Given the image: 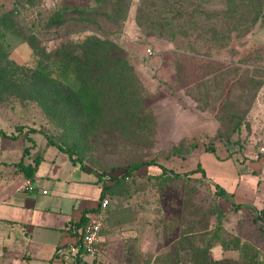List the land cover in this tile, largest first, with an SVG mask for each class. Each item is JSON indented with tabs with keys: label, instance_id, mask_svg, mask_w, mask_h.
<instances>
[{
	"label": "rangeland",
	"instance_id": "rangeland-1",
	"mask_svg": "<svg viewBox=\"0 0 264 264\" xmlns=\"http://www.w3.org/2000/svg\"><path fill=\"white\" fill-rule=\"evenodd\" d=\"M258 3L262 13L251 25ZM241 7L248 32L235 28L225 0H0V17L14 30L0 39V65L34 69L28 37L53 59L62 44L96 35L133 69L126 83L113 76L97 86L98 109L71 90L56 85L61 97L38 82L7 81L6 73L0 125L40 129L74 149L89 171L111 177L151 159L184 174L198 159L210 163L208 146L247 167L264 157V0ZM55 12L62 22L51 20ZM35 138L41 148L45 138ZM18 150L5 157L18 160ZM159 174L143 166L107 193L94 263L196 264L206 245L213 260L264 264V219L254 210L233 208L206 175ZM229 193L235 202L264 204V170L239 175Z\"/></svg>",
	"mask_w": 264,
	"mask_h": 264
},
{
	"label": "crops",
	"instance_id": "crops-1",
	"mask_svg": "<svg viewBox=\"0 0 264 264\" xmlns=\"http://www.w3.org/2000/svg\"><path fill=\"white\" fill-rule=\"evenodd\" d=\"M15 127L7 130L0 125L6 135H16L15 138L0 136V264H97L94 263L97 255L90 256L76 249L84 225L74 226L85 211L87 222L98 212L99 174L72 164L67 154L49 145L44 136L45 141L38 148L35 137L42 133H29L32 144L24 135L28 127L21 132ZM15 149L21 153L18 160L5 157ZM203 154H210V163L205 166L198 159L197 165L231 203L254 210L256 216L264 211L263 200L257 206L235 202L229 193L239 185V175L261 174L264 157L242 167L228 154L220 157L217 149L214 153L205 150ZM28 165L35 167L31 177L22 170ZM26 181L32 183L33 190L25 188Z\"/></svg>",
	"mask_w": 264,
	"mask_h": 264
},
{
	"label": "trees",
	"instance_id": "trees-1",
	"mask_svg": "<svg viewBox=\"0 0 264 264\" xmlns=\"http://www.w3.org/2000/svg\"><path fill=\"white\" fill-rule=\"evenodd\" d=\"M248 0H225L226 5V13H228L232 18L235 19L238 27L242 28L243 31L248 32L249 26L245 25V23H241L242 20H246L245 11L241 6L246 4ZM241 7V8H240ZM68 8H62V10H66ZM75 10V8H73ZM262 13L261 4L254 8L251 15V25H253L259 18ZM264 15V13H263ZM61 15L58 12H55L53 16H51V20L63 21L60 19ZM250 25V26H251ZM14 32L13 27L9 26L7 21L0 17V39H5L7 33ZM1 41V40H0ZM28 42L29 46L33 50V55L35 57L36 63L34 69H23L14 63L5 60V62L0 65V77L5 76L8 77L7 81L13 82H26L28 84L40 83L43 86L50 87L53 89V92L58 93L59 96L63 97L64 91H60L57 89V86L64 88L67 92L72 91L76 97L82 100L88 99L90 103V107L93 109H98V103L96 101V96L99 92L98 85L103 82H107L113 76H118L121 78L123 83H126L129 80V77L132 75V66L128 64V62L121 58L115 57L112 55L113 46L107 40H103L96 35H89L81 42H68L61 45L59 49L55 52L54 58L52 59L50 55L46 54L44 51H41L37 46L35 37H28L25 39ZM103 69L105 71L104 75H95V71ZM124 72L125 74L121 73ZM6 79V78H5ZM63 95H60V94ZM84 108L85 106L82 104L81 106ZM23 125H18L15 127L17 132H21L23 130ZM40 132L46 138L47 143L49 145L55 146L59 151L67 154L69 160L72 164H78L81 169H85L83 161L80 157L75 155L74 149L67 148L57 143L52 139V137L46 132L36 129L34 127H28L25 135L30 142L33 144V140L28 136L29 133ZM0 136H8L11 138H15L16 135H6L3 131L0 130ZM225 144H228L225 142ZM227 148L229 146L227 145ZM28 149H25L27 151ZM207 152L214 153L215 149L213 147H206ZM231 153L234 150H231ZM233 155V153L231 154ZM229 155L231 158L232 156ZM235 159V158H234ZM236 160V159H235ZM19 165L21 163H18ZM38 164V159L35 161V167ZM158 166L161 169V174L158 177H164L168 180L180 179L182 176H189L194 173H200L202 176H205L204 170L197 165L196 169L190 170L184 174L173 172L167 169L165 166L156 163L154 159L144 161V162H135L130 164L122 173L120 177H111L106 176L104 173L98 175V180L101 183V194L100 198L102 199L107 193H112L114 187L122 182L124 178L129 177L133 172L139 170L143 166ZM35 167H31L30 165L26 167H22V170L26 174L27 177H31L33 172L35 171ZM108 180L111 181L108 184ZM215 187L219 190L220 187L215 185ZM222 191V190H221ZM223 193V191H222ZM224 195V193H223ZM233 208L240 209L243 208V205H237L231 203ZM85 211L80 218V221L75 224L74 227H80L87 223V218L85 217ZM260 220L264 219L259 212L257 215ZM197 257L200 258L198 261L196 259V264H236L230 260L222 259V260H213L209 255L208 247L205 245L203 249L197 250ZM198 254L201 256H198ZM245 264H253V263H245Z\"/></svg>",
	"mask_w": 264,
	"mask_h": 264
},
{
	"label": "built area",
	"instance_id": "built-area-1",
	"mask_svg": "<svg viewBox=\"0 0 264 264\" xmlns=\"http://www.w3.org/2000/svg\"><path fill=\"white\" fill-rule=\"evenodd\" d=\"M148 53L150 54V50H148ZM24 186L29 190H33L34 188L30 181H26ZM109 201L108 196H104L100 200L95 218L87 222L82 228V232L75 245L76 249L90 256L98 255L100 233L106 222Z\"/></svg>",
	"mask_w": 264,
	"mask_h": 264
}]
</instances>
